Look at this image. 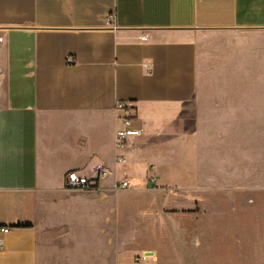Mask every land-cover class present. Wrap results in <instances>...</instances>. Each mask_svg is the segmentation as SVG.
Returning <instances> with one entry per match:
<instances>
[{
    "label": "crops",
    "instance_id": "crops-1",
    "mask_svg": "<svg viewBox=\"0 0 264 264\" xmlns=\"http://www.w3.org/2000/svg\"><path fill=\"white\" fill-rule=\"evenodd\" d=\"M0 37V264H61L96 242L53 201L69 170L229 164L189 189L223 190L264 218V0H0ZM118 100L141 129L120 162ZM44 223L57 246H42Z\"/></svg>",
    "mask_w": 264,
    "mask_h": 264
},
{
    "label": "rangeland",
    "instance_id": "rangeland-1",
    "mask_svg": "<svg viewBox=\"0 0 264 264\" xmlns=\"http://www.w3.org/2000/svg\"><path fill=\"white\" fill-rule=\"evenodd\" d=\"M227 165L199 162L189 176L185 162L173 165V172L170 164L160 163L158 171L133 175L121 165L96 190L64 188L53 201L84 216L73 226L77 237L93 226L97 240L82 244L74 257L67 249L61 264H264V218L255 222L254 204L239 205L244 201L220 189H189L193 178L209 184L207 176L229 169ZM125 178L129 187L115 185ZM257 197L255 206L264 213V194ZM246 201L254 202V196ZM58 234L56 226L41 225L44 249L58 245ZM58 260L50 259L52 264Z\"/></svg>",
    "mask_w": 264,
    "mask_h": 264
},
{
    "label": "built area",
    "instance_id": "built-area-1",
    "mask_svg": "<svg viewBox=\"0 0 264 264\" xmlns=\"http://www.w3.org/2000/svg\"><path fill=\"white\" fill-rule=\"evenodd\" d=\"M111 15L107 16V22L111 21ZM142 40H146L145 35L141 36ZM2 38L0 37V41ZM71 61V58L68 59ZM115 109L122 112L119 116L120 124L115 129L114 133V146L116 151V161H124V156L120 152L128 146L132 140L141 134V129L133 125L134 119V106L132 102L128 100H118L115 103ZM108 176V170L106 168H98L90 174L79 173L76 170H69L64 175L63 185L68 190H89L94 189L98 186L101 180ZM120 187H129L130 181L128 179H122L115 183ZM9 227L1 226L0 232L8 231ZM2 246V240L0 238V248Z\"/></svg>",
    "mask_w": 264,
    "mask_h": 264
},
{
    "label": "bare ground",
    "instance_id": "bare-ground-1",
    "mask_svg": "<svg viewBox=\"0 0 264 264\" xmlns=\"http://www.w3.org/2000/svg\"><path fill=\"white\" fill-rule=\"evenodd\" d=\"M53 251V250H52ZM45 253V252H44Z\"/></svg>",
    "mask_w": 264,
    "mask_h": 264
}]
</instances>
